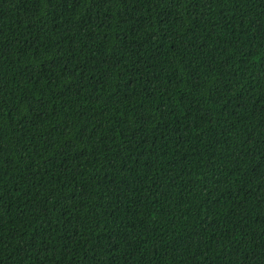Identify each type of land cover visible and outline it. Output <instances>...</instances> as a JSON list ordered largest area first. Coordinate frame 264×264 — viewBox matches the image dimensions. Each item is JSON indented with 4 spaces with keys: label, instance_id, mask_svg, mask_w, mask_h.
<instances>
[{
    "label": "trees",
    "instance_id": "trees-1",
    "mask_svg": "<svg viewBox=\"0 0 264 264\" xmlns=\"http://www.w3.org/2000/svg\"><path fill=\"white\" fill-rule=\"evenodd\" d=\"M0 264H264V0H0Z\"/></svg>",
    "mask_w": 264,
    "mask_h": 264
}]
</instances>
